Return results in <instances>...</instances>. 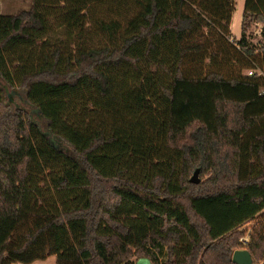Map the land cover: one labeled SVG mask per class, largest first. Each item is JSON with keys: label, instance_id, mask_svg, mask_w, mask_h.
Returning <instances> with one entry per match:
<instances>
[{"label": "trees", "instance_id": "1", "mask_svg": "<svg viewBox=\"0 0 264 264\" xmlns=\"http://www.w3.org/2000/svg\"><path fill=\"white\" fill-rule=\"evenodd\" d=\"M33 0L0 15V264H264V112L179 82L264 89V0ZM14 100L10 102L7 92ZM39 110V113H36ZM196 170L208 176L191 183ZM258 219L250 231L242 229ZM247 240L241 241L246 238ZM164 260L160 263V256Z\"/></svg>", "mask_w": 264, "mask_h": 264}, {"label": "rangeland", "instance_id": "2", "mask_svg": "<svg viewBox=\"0 0 264 264\" xmlns=\"http://www.w3.org/2000/svg\"><path fill=\"white\" fill-rule=\"evenodd\" d=\"M235 3V11L232 17L231 23V33L233 35V39L238 41L242 36V20H243V13L245 8V0H233ZM33 0H0V15H10L16 14L22 10H29L32 7ZM263 28L264 24L260 23L255 26L248 32V36L250 41L259 46V43L263 39ZM204 83V82H203ZM207 83V82H206ZM213 89L208 91L205 88L198 87L199 83L196 82H179L176 88V104L174 105V115L172 124L178 127H184L190 124L194 119H202L204 120L210 130H216V124L214 120V100L218 96L227 98L230 100H241V95L245 96V99L248 100L251 94L255 97L253 99H249L252 102L250 107L246 108V116L248 121L252 120V117H255V114H259L262 112L261 110L264 109V96L262 92L258 88H250V87H233L227 84L221 83H212ZM188 87H197L194 88L192 93V88H190L189 93L190 98L181 99L182 92L186 91ZM249 88V89H248ZM248 89V90H247ZM12 91L7 92V97L10 102L14 100V96H10ZM219 94V95H218ZM196 95L197 99H193ZM186 100V101H185ZM189 103L188 109H182V105ZM181 107V108H180ZM255 119V118H254ZM194 176V174L191 176ZM199 178L201 181H205L208 176L204 177L203 175L199 174ZM190 179V180H191ZM255 222H258V219L252 221L245 225L242 229L250 231ZM246 238L241 239V241L247 240L248 232ZM132 261L134 264H138L140 259L147 258L141 252L137 250H133ZM149 259V258H147ZM150 260V259H149ZM164 257L163 255L160 256V263L163 262ZM151 264H156L152 260H150ZM56 258L49 257L43 261H37L33 264H55ZM14 264H21V263H14Z\"/></svg>", "mask_w": 264, "mask_h": 264}, {"label": "water", "instance_id": "3", "mask_svg": "<svg viewBox=\"0 0 264 264\" xmlns=\"http://www.w3.org/2000/svg\"><path fill=\"white\" fill-rule=\"evenodd\" d=\"M1 84V83H0ZM39 113V110H36ZM200 171L196 170L194 176L191 179V183L199 184L201 179L199 178ZM232 262L234 264H255L251 253L248 250H237L234 252L232 257ZM138 264H151L150 260L147 258L140 259Z\"/></svg>", "mask_w": 264, "mask_h": 264}, {"label": "crops", "instance_id": "4", "mask_svg": "<svg viewBox=\"0 0 264 264\" xmlns=\"http://www.w3.org/2000/svg\"><path fill=\"white\" fill-rule=\"evenodd\" d=\"M198 87H202V88H205L206 90H208V91H211L212 89H213V84L212 83H206V82H204V83H199V85H198ZM190 88H192V93H193V89L194 88H196L197 89V87H188L187 89H186V91H183L182 92V97H181V99L183 98V99H186V98H189V99H191L190 98V93H189V91H190ZM249 89V88H248ZM247 89V90H248ZM214 90V89H213ZM215 91V90H214ZM193 95H194V93H193ZM219 95V94H218ZM219 98H222V99H227V98H223V97H220V96H218ZM255 96L253 95V94H251V96L249 97V99H253ZM241 100L242 101H245V102H247V107H250L251 105H252V102L248 99V100H246L245 99V96L242 94L241 95ZM193 99H197L196 98V95L193 97ZM186 101V100H185ZM175 104H176V102H175ZM182 107V109H184V110H186V109H188V107H189V103L187 104H184V105H182L181 106ZM180 107V108H181ZM262 112H260L259 114H255V117H252V120H249L250 122H253L254 120H256L263 112H264V109L263 110H261ZM247 117V116H246ZM255 118V119H254ZM248 120V119H247ZM213 131H215V130H213Z\"/></svg>", "mask_w": 264, "mask_h": 264}, {"label": "built area", "instance_id": "5", "mask_svg": "<svg viewBox=\"0 0 264 264\" xmlns=\"http://www.w3.org/2000/svg\"><path fill=\"white\" fill-rule=\"evenodd\" d=\"M248 76H262L264 77V71H249ZM262 95L264 96V89L261 90Z\"/></svg>", "mask_w": 264, "mask_h": 264}]
</instances>
